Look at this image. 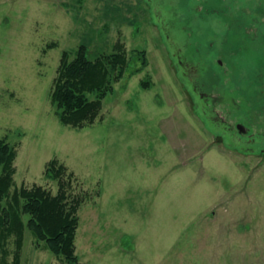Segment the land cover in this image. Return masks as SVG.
I'll use <instances>...</instances> for the list:
<instances>
[{
    "label": "rangeland",
    "instance_id": "374dc122",
    "mask_svg": "<svg viewBox=\"0 0 264 264\" xmlns=\"http://www.w3.org/2000/svg\"><path fill=\"white\" fill-rule=\"evenodd\" d=\"M170 2L190 15L177 20L185 38L170 32ZM117 42L130 62L101 117L61 124L50 91L62 51L82 43L95 58ZM177 54L193 57L184 74ZM205 67L199 96L188 78ZM1 138L17 187L55 194L52 158L74 173L84 263L264 264V0H0ZM4 247L11 264L15 237ZM20 264L67 263L25 230Z\"/></svg>",
    "mask_w": 264,
    "mask_h": 264
},
{
    "label": "trees",
    "instance_id": "16d2710c",
    "mask_svg": "<svg viewBox=\"0 0 264 264\" xmlns=\"http://www.w3.org/2000/svg\"><path fill=\"white\" fill-rule=\"evenodd\" d=\"M187 1L180 0V3L184 5ZM189 17L190 15H186L183 20L190 23ZM237 40L239 41L233 39L234 44ZM233 42L230 44L234 45ZM240 43L244 50L249 51L251 45L247 46L242 41ZM133 56L139 58L143 66L147 65L144 52L139 51ZM188 58L192 60L193 57ZM129 62L125 47L119 42L112 52L99 54L95 58L90 57L86 44L81 43L72 51L63 50L50 91V100L59 122L77 129L93 124L101 117L104 99L114 92V84L123 77ZM209 69L204 68L203 73L207 70L209 72ZM209 77L205 78L206 83ZM149 86L150 83L141 82L142 88ZM15 158L16 148L5 138H1L0 264H7V249L4 244L10 236L15 237L16 243L11 264H20L25 230L38 241H44L48 249L67 264H87L80 261L75 253L79 220L77 213L84 195L71 192L76 181L74 173L68 172L67 167L57 158H52L47 162L44 174L47 178L56 180L58 188L55 194L40 184H21L17 187L13 177L16 171Z\"/></svg>",
    "mask_w": 264,
    "mask_h": 264
},
{
    "label": "flooded vegetation",
    "instance_id": "af4514ba",
    "mask_svg": "<svg viewBox=\"0 0 264 264\" xmlns=\"http://www.w3.org/2000/svg\"><path fill=\"white\" fill-rule=\"evenodd\" d=\"M150 5H151V3H152V0H146ZM172 3L173 2H170V3H168L167 5L168 6H170L169 7V10H168V13L167 14H169V15H166L167 16V20L168 21H170L171 22V24H172V28L170 29V32H172V33H174V34H176V33H178V35L181 37V36H183V35H181V25L179 26V24L177 23V20H183V19H185V16L183 15V14H181V12L180 13H177V12H175L174 10H171L172 9V6H174V5H172ZM184 4V3H183ZM163 20V23H164V21H165V19L163 18L162 19ZM176 21V22H175ZM181 22V21H180ZM185 32V31H184ZM180 33V34H179ZM183 34V33H182ZM184 37V36H183ZM175 57H176V60L180 63V65L182 66V67H184V69H183V74L184 73H186V69H187V62H188V60L190 59V58H187V57H181V55L180 54H177V55H175ZM185 58H186V60H187V62L185 63ZM184 59V60H183ZM184 61V62H183ZM219 63H220V61H219ZM195 65L194 64H192L191 65V67L193 68ZM206 68V67H205ZM209 68V67H208ZM201 69H203V68H201ZM210 70V69H209ZM193 71L195 72V70L193 69ZM208 71V70H207ZM206 73V72H205ZM207 74H209V72L207 73ZM195 79H193V78H188V81H189V83H190V85H191V87H192V90L194 91V92H196L199 96H205V95H207V96H209L210 95V93H209V91H210V89L212 88V77H211V75L209 74V75H206V76H203V71H201V73L200 72H197V73H195ZM207 76H210L209 78H208V83H206L205 82V78L207 77ZM194 80V81H193ZM210 80H211V82H210ZM206 85V87H205V89H204V87L203 86H201V85ZM206 90L205 92L203 91V90ZM208 98V97H207ZM209 99V98H208ZM206 101V100H205ZM203 112L206 114V116H209V115H207L208 113L206 112V110H203ZM222 121H224V120H222ZM226 121V120H225ZM224 121V122H225ZM225 125L226 126H229V128L231 129L232 127H230L231 125H230V123H228L227 121L225 122ZM233 129V128H232ZM247 136V135H246ZM246 140H251L252 138L251 137H249V136H247V138H245Z\"/></svg>",
    "mask_w": 264,
    "mask_h": 264
},
{
    "label": "water",
    "instance_id": "95a60500",
    "mask_svg": "<svg viewBox=\"0 0 264 264\" xmlns=\"http://www.w3.org/2000/svg\"><path fill=\"white\" fill-rule=\"evenodd\" d=\"M245 131V130H244Z\"/></svg>",
    "mask_w": 264,
    "mask_h": 264
}]
</instances>
